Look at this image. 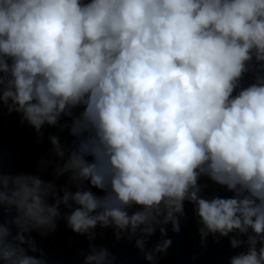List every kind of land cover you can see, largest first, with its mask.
Masks as SVG:
<instances>
[{"label":"clouds","instance_id":"1","mask_svg":"<svg viewBox=\"0 0 264 264\" xmlns=\"http://www.w3.org/2000/svg\"><path fill=\"white\" fill-rule=\"evenodd\" d=\"M5 109L58 134L34 173L0 152V264H49L61 222L82 264H117L106 229L156 264L186 204L202 248L264 264V0H0Z\"/></svg>","mask_w":264,"mask_h":264}]
</instances>
